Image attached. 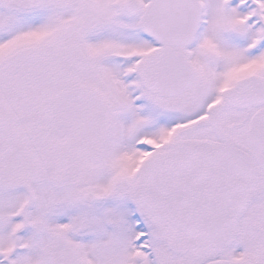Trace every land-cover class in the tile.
Segmentation results:
<instances>
[{"label":"snow or ice","instance_id":"6c2138e0","mask_svg":"<svg viewBox=\"0 0 264 264\" xmlns=\"http://www.w3.org/2000/svg\"><path fill=\"white\" fill-rule=\"evenodd\" d=\"M0 264H264V0H0Z\"/></svg>","mask_w":264,"mask_h":264}]
</instances>
